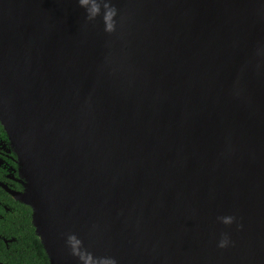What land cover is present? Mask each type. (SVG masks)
<instances>
[{
	"label": "water",
	"instance_id": "obj_1",
	"mask_svg": "<svg viewBox=\"0 0 264 264\" xmlns=\"http://www.w3.org/2000/svg\"><path fill=\"white\" fill-rule=\"evenodd\" d=\"M98 2L0 0V121L50 264H82L71 235L117 264H264V0H107L111 33Z\"/></svg>",
	"mask_w": 264,
	"mask_h": 264
},
{
	"label": "flooded vegetation",
	"instance_id": "obj_2",
	"mask_svg": "<svg viewBox=\"0 0 264 264\" xmlns=\"http://www.w3.org/2000/svg\"><path fill=\"white\" fill-rule=\"evenodd\" d=\"M22 192L19 159L0 121V264H41L44 248L32 209L18 200Z\"/></svg>",
	"mask_w": 264,
	"mask_h": 264
},
{
	"label": "clouds",
	"instance_id": "obj_3",
	"mask_svg": "<svg viewBox=\"0 0 264 264\" xmlns=\"http://www.w3.org/2000/svg\"><path fill=\"white\" fill-rule=\"evenodd\" d=\"M79 5L85 9L86 19L94 20L97 16L101 15V6L98 0H79ZM116 15V9L110 7L109 3H104V10L102 19L104 22V30L111 33L114 30L113 17ZM222 223L230 225L234 222V217L224 216L219 218ZM67 243L71 248L74 255H77L82 261V264H117L114 258H94L91 253L82 252L81 241L75 236L71 235L68 237ZM229 244V239L227 236L223 237L219 243L218 247L225 248Z\"/></svg>",
	"mask_w": 264,
	"mask_h": 264
},
{
	"label": "trees",
	"instance_id": "obj_4",
	"mask_svg": "<svg viewBox=\"0 0 264 264\" xmlns=\"http://www.w3.org/2000/svg\"><path fill=\"white\" fill-rule=\"evenodd\" d=\"M32 235H33V230H32ZM41 264H49L48 258H47L46 253H45V251L43 249L41 250Z\"/></svg>",
	"mask_w": 264,
	"mask_h": 264
}]
</instances>
